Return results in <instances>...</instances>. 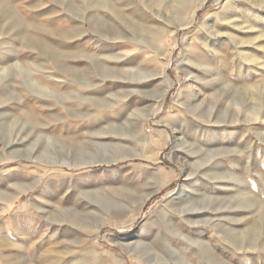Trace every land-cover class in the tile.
Here are the masks:
<instances>
[{
  "label": "rangeland",
  "instance_id": "374dc122",
  "mask_svg": "<svg viewBox=\"0 0 264 264\" xmlns=\"http://www.w3.org/2000/svg\"><path fill=\"white\" fill-rule=\"evenodd\" d=\"M0 264H264V0H0Z\"/></svg>",
  "mask_w": 264,
  "mask_h": 264
},
{
  "label": "bare ground",
  "instance_id": "6f19581e",
  "mask_svg": "<svg viewBox=\"0 0 264 264\" xmlns=\"http://www.w3.org/2000/svg\"><path fill=\"white\" fill-rule=\"evenodd\" d=\"M200 4H202V1H201V3ZM193 16H194V12L193 13H191V15L185 20V21H183V22H180V24L178 25V27H186L189 23H190V21L192 20V18H193ZM211 27V26H210ZM209 27V28H210ZM212 34V33H211ZM207 41V40H206ZM203 45H205V43H203ZM204 63V62H203ZM202 66L203 67H207L208 66V64L205 62V64H201L200 66H195V69L196 70H202L203 68H202ZM202 73H204V72H202ZM215 75V72H214V69H210L208 72H206L204 75H199L198 73H196L194 76H192V80H197V78H200V79H205V78H212L213 76ZM199 80V79H198ZM187 85H189V84H187ZM192 87V86H191ZM167 90V89H166ZM183 95H187L186 96V98H187V100H188V98L190 97H193L194 95H195V92L194 91H189L188 89H185L184 91H183ZM199 104H195L194 103V101L191 103V105H190V109L194 112V111H198V109H199ZM187 107H188V105H187ZM159 109H160V106L155 110V112H157V111H159ZM155 114V113H154ZM153 114V115H154ZM153 115H151L152 117H153ZM194 115H196V114H194ZM142 120H138V121H135L134 123H133V127H134V129L135 130H137V132H138V130H141V132H142ZM144 135V134H143ZM145 136V138L143 137V141L144 142H150L151 140H150V138H148L146 135H144ZM115 154H117V153H115ZM124 155H126V154H124V153H118L117 155H115V157H113V159L111 158L109 161H117V160H119L120 158H123V156ZM108 161V162H109ZM160 236V235H159ZM158 237V236H157ZM161 237V236H160ZM155 245V244H154ZM153 246V245H152ZM126 247V246H125ZM141 248H143L144 250H148L147 249V246H144V247H141ZM126 249V248H125Z\"/></svg>",
  "mask_w": 264,
  "mask_h": 264
},
{
  "label": "water",
  "instance_id": "95a60500",
  "mask_svg": "<svg viewBox=\"0 0 264 264\" xmlns=\"http://www.w3.org/2000/svg\"><path fill=\"white\" fill-rule=\"evenodd\" d=\"M113 162H116V161H109V162H107V163H113Z\"/></svg>",
  "mask_w": 264,
  "mask_h": 264
}]
</instances>
